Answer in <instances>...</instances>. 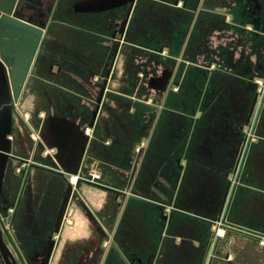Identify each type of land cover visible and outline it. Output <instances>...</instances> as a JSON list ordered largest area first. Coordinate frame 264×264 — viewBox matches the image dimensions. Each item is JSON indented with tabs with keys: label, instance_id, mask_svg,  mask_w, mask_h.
Returning a JSON list of instances; mask_svg holds the SVG:
<instances>
[{
	"label": "crops",
	"instance_id": "obj_1",
	"mask_svg": "<svg viewBox=\"0 0 264 264\" xmlns=\"http://www.w3.org/2000/svg\"><path fill=\"white\" fill-rule=\"evenodd\" d=\"M102 1L58 0L38 59L43 50L45 60L53 58L52 52L61 58V53L68 56L76 49L73 42L69 44L70 26L86 33L88 42L97 43L98 33L108 31L115 19L105 11H74ZM7 7V2L0 0V9ZM122 11L120 7L114 12ZM60 29L66 32L62 34ZM72 35L77 42L80 34ZM140 36L144 45L139 43ZM124 40L93 127L89 124L95 107L91 111V136L72 120L86 115L79 107L82 99L57 92L53 87L57 82L40 77L43 69L36 71L38 59L24 82L19 104L11 114L7 136L10 157L0 165V205L7 203L12 208L10 227L25 260L34 264L44 257L52 234L54 245L48 264H79L84 256L94 255L102 234L88 210L109 233L112 243L99 256L101 264H232L236 262L234 252L239 256L242 248L233 251L227 246L233 245V227L241 224L258 233L239 234L253 242L250 250L264 264V101L261 110L257 108L254 135L246 146L242 135L256 99L252 80L264 77V0H139L133 6ZM88 48V43L86 47L82 44L80 50L87 53ZM124 49L128 50L125 56L132 50L159 55L165 69L160 81L150 77L152 88L156 86L151 93L123 92L122 85L138 86L143 78L122 71L120 91L109 93ZM101 53H95L97 62L103 57ZM130 66L127 58L122 69L127 71ZM63 68L56 64L55 73L59 82L67 83L66 77H60ZM49 69L53 70L52 65ZM38 79L46 82L44 87ZM128 105L135 107L129 112L135 113V125L131 120L123 123L117 110ZM38 113L46 117V123L38 128L31 125L30 138L26 126ZM83 136L88 142L78 177L85 178L95 170L102 186L118 193L78 183L71 198L76 194L84 203L70 198L58 227L66 194L60 174L67 179L77 177L69 173L78 163ZM102 138L109 140L102 142ZM244 153L236 184V170ZM133 165H138L137 170L131 171ZM169 173H178L191 185L214 183L193 186L192 195L176 207L163 200L161 194L167 189H161L159 197L146 193L148 186L155 185L157 175ZM222 219L226 224L218 228L224 236L212 252L217 239L215 224ZM175 220L177 224H173ZM190 222L209 223L208 230L201 234L197 224Z\"/></svg>",
	"mask_w": 264,
	"mask_h": 264
},
{
	"label": "rangeland",
	"instance_id": "obj_2",
	"mask_svg": "<svg viewBox=\"0 0 264 264\" xmlns=\"http://www.w3.org/2000/svg\"><path fill=\"white\" fill-rule=\"evenodd\" d=\"M110 18H112V17H110ZM122 20H123V11H122V13H120V20L119 21L115 19V22L110 23V28L108 29V31H104L103 33H98L99 37H96L98 40L97 43L91 42V40H89V42H88L86 33L82 32L79 28L75 29L74 26L73 27L70 26L69 29L67 28L68 30L72 31L71 35L68 36V40H70L69 44H71L73 42L74 46L72 48H76V49H72L73 52H71L70 55H68V56H64L65 52L61 53L62 55L61 54L60 55L62 57H64L65 59H63L62 57L57 58V54L55 52H52L53 58L46 57L45 60L42 57V55L46 54V53H44V50H43L42 55L39 57V59L37 61L38 67L36 68V71L40 70L39 67H42L43 72L41 71L40 77L47 79V80H52V81L57 82V85L53 86L56 88L57 92L67 93L69 95H73L74 97L76 96L77 99L78 98L82 99V100H80L81 103L79 104L80 105L79 107L82 108L83 112L85 110L86 115H85V117L83 116L84 117L83 119L80 115H79V117L73 116L74 118H72V120L75 121V125L78 126L80 129H82V128L87 129L88 134L90 136L93 134V132H92L93 130L88 127V122L91 119V111L95 107V99L97 97L98 91H99L100 86H101L103 79L105 77V73H106V71L110 65L111 60H112L110 58V56H111V53L113 50V45H112V42L110 39V34H111L113 29H116L119 25L122 24ZM109 21L111 22L112 20L110 19ZM132 30H133V32H135L134 27L132 28ZM27 31L28 30H26V32ZM26 32H25L24 38L19 37L18 40H17V37L16 38H10L9 43H8V51L5 50L3 53V57L6 58V60L8 61L9 71L12 69L11 67L18 61L24 65H25V63L29 62L30 53L32 51V47L34 46V42H35V36H33L31 33L27 34ZM60 32L62 34H64V32H66V31L63 29H60ZM72 34H80V38H78L77 39L78 41L75 43H74ZM64 38L65 37H63V39ZM19 40H24V47L23 48L17 46V43L19 42ZM139 41H140L139 43L141 45H144L143 43L145 42V40H144L143 36H140ZM85 43L89 44L88 52L82 53L80 50V47L82 44L84 47H86ZM125 48H128V47H125ZM58 49L60 50V48H58ZM97 50L102 51L101 54H103L102 59L99 60L98 62H97L96 57H95V53ZM126 53L128 54V50L125 51V49H124V51L119 56V61H118L117 67L115 68V70L112 74L115 78H114V80H112V83L109 87V93H112L115 91H120V88H119L120 83H121L120 82V74H122V72L124 74H126V72H127V74L133 78H143V81H140V85H138V86H133V85H129V84L128 85L127 84L122 85L121 87L124 90L123 92H133V93H137V95H140V96H145V94L151 93L152 89L156 88V86H154L152 88L153 85L150 82V77H154L158 81H160V79H162V77H163V73H164L163 71L165 69V68L163 69L159 55L158 54H149V53L144 52L142 50H132L129 54L130 56L129 55L125 56ZM18 56H19V58H18ZM47 56H49V53H47ZM127 58L128 59L130 58L131 66H130V68L127 69V71L126 70L124 71L122 69V63ZM89 59H90V61H89ZM13 60L15 63L12 64ZM43 60H44V63H42ZM57 61H59V62H57ZM87 61H88V63L85 67V64ZM56 64H61L64 66L62 73L60 74V77H66L67 83L58 81V78H59L58 73H55ZM51 65L53 67V70L49 69V66H51ZM167 69H168V67H167ZM263 80H264V77L263 78L258 77V78H254L252 80V85H253L252 89H253L254 95H256L255 96L256 102L253 106L252 111L250 112L248 121L245 122L243 127H242L243 139H246L245 146L247 145V143L249 141V137L251 136V133H252L251 130H252V127H253L254 122L256 120L255 115H256L258 105H259L261 93L263 91ZM38 82L41 84L40 85L41 87H44V83H46V82H44L43 79H38ZM137 82H139V81H137ZM157 89H158V91H161V88L158 86H157ZM17 101L14 102L16 104L15 107L18 106V104H19V102L17 103ZM109 102L111 104V98H110V101H108V103ZM62 104H64V102H62ZM132 104L133 103H131L130 105H132ZM130 105L123 106V107L117 106L118 108L117 107L116 108H117V110H119V115H121V121L123 123H126L129 120H131V121H133L131 125H135L136 124V122H134L135 113H133L132 115L129 113L131 109L135 111V107L132 108ZM136 106H138L137 108L141 107V105L139 103L136 104ZM62 108H63V106H62ZM143 108H145V107H143ZM14 109H16V108H14ZM45 119H46V117H42L39 113L34 114L33 116H31L29 118L30 123L27 124L26 129L29 133L30 138L32 137V132H31L32 130L30 129L31 125L34 128H38L39 126H42L43 123H46ZM253 135H254V133H252V136ZM94 137H95V135H94ZM101 140H102V142H104V141L109 140V139L102 138ZM27 158L30 159L29 157H26L24 159L26 160ZM28 161H30V160H28ZM47 161H49V160L47 159ZM47 163L48 162H46L45 164L48 165ZM158 164H160V163L158 162L157 165ZM137 167H138V165H133L131 171L137 170ZM72 178H74V177H72ZM72 178H70L71 181H73ZM85 178L88 179L89 174ZM155 178H156L155 185L152 184L151 186H148L146 193H148L151 197H159V195L161 193L158 194V192H160L161 189H163V190L167 189L166 191L162 192L161 196L163 197V200L165 199L167 202L175 205L176 207H179L181 205L183 198H186L187 196L192 195L191 192H192V190H194L193 186H195V187L196 186H202L203 187V186L213 185V183H214V181L213 182L198 181V182L192 183V185H191V183L186 180L187 178L183 180L182 178L178 177V173H174V174L169 173L168 176H161V177H159L157 175ZM231 181H233V180H231ZM187 187L189 188L188 190H187ZM184 189H186V191H184ZM227 201H228V199H227ZM187 204L188 203H184V205H187ZM190 207H192V205H190ZM0 211L2 212V214L4 216V221H6V222L10 221L11 222L12 208L11 207L9 208V204L5 203L3 205H0ZM66 213H67V209L65 207L64 215ZM173 214L175 217V213H173ZM67 220L70 222L72 221L71 217L69 215L67 217ZM177 220H180V219L178 218ZM177 220H175V222L173 224H177ZM181 221L183 224H188L187 221H183L182 219H181ZM88 223L93 224L90 220H88ZM68 224H70V223H68ZM189 224H197V226L201 230L200 232H202L201 234H204V232H206L208 230V226H209V223L206 224V223H201V222H199V223L198 222H196V223L190 222ZM237 227L242 228L244 230H247L252 234H254V233L258 234L257 232H254V230H251L249 228H244V224L237 225ZM197 232H199L198 228H197ZM231 233H232V236L230 238L233 241V245H228L227 247L233 251L236 250L237 247H239V246H241V248H242V252L238 253L239 256L236 255L234 252V255L236 256V262H234L232 264H237V261H238V264H262L261 263L262 261H259L256 258L257 253L250 250V247L253 245V242L245 241L244 237L242 238V235H240V234H247V233H240V232H237L235 230H232ZM235 234H239V235L237 236ZM252 234H250V236ZM178 235H180L182 237L186 236L183 233H178ZM247 235H249V234H247ZM45 246L47 248V246H49V243L47 242ZM41 258L42 257L40 256L38 258V260L36 262L33 261V263L39 264L40 261L42 260Z\"/></svg>",
	"mask_w": 264,
	"mask_h": 264
},
{
	"label": "water",
	"instance_id": "obj_3",
	"mask_svg": "<svg viewBox=\"0 0 264 264\" xmlns=\"http://www.w3.org/2000/svg\"><path fill=\"white\" fill-rule=\"evenodd\" d=\"M5 1L7 2L8 7L0 9V71H2V72L4 71L3 66L8 68L7 74H8V78H9V84H6V82H5V84L0 82L1 83L0 84V108H1V110H0V165H3L4 161L10 157V155L8 153L7 136L10 133L11 109L14 105L11 103V96H12L13 102H16L18 100V97L20 95V92L22 90L24 82H25L26 77L28 75V72L30 70L33 57L36 53V50L40 44V41H41L42 35H43V29L42 28L30 27V26L24 24L23 22L16 20L13 17V8H14L13 3H15L16 0H5ZM26 30H28V31L26 32ZM25 32L27 34L31 33L33 36H35V42H34V46L32 47V51L30 53L29 62L25 63V65H24L18 61L11 67L12 69L9 71L8 64L6 62H4V60H3V53L5 50L8 51V43H9L10 38H16L17 37V40L19 39V37L24 38ZM122 32H123V30H121V33ZM17 46L23 48L24 47V40H19V42L17 43ZM110 70H108V72L106 73V80L104 81V83L101 87V90H100V94H99V96L95 102V110L92 114V120L89 124V127H93V125H94L97 113H98L100 105L102 103V98H103V95H104V92L106 89L107 78L110 75ZM16 78L18 79V81H16ZM15 84H16V95H14V90H13V86H15ZM87 142H88V137L83 136V144H82L80 154L78 157V163H77L76 167L74 168V170L69 173V175H71V176H77L78 175L79 164H80V162L84 156ZM248 142H250V140ZM245 155H246V153L243 154L242 159L239 161L240 162L239 168L236 170L237 171V173H236V177H237L236 178V184L239 181V177H240V173H241L242 166L244 163ZM20 161L24 162V160H20ZM60 175L63 177V179L66 183V194H65V198H64V202H63V208H62V211H61L60 216H59L58 227L60 225V222L62 221V217L64 215L65 207L68 204L69 198H70V196L72 194V190H73L72 184L69 182V180L67 178H65L63 174H60ZM236 184H234V186H233L232 194L236 188ZM93 185L98 187V188H103V189H107V190L116 192L115 190L104 187L102 185H95V184H93ZM87 212L90 215V217L93 216L90 213V211L87 210ZM1 214L2 213L0 212V230L5 235V237L8 241V244L12 249V252H10L6 243L3 241V239L0 236V261L2 262V264H28L27 261L25 260L24 256H23V254L21 253V251L10 240V238L8 236V232L5 229L4 224L2 222ZM219 221H221L222 224L225 223L224 219L218 220V222ZM214 222H216V221H214ZM233 229L237 232H240V233L252 234L249 231L244 230V229L239 228V227H233ZM54 232L56 233L57 230ZM219 241H220V239L217 238L215 241L214 250H215V247L217 246ZM53 245H54V241L52 240L49 251L46 255V261L44 264H48Z\"/></svg>",
	"mask_w": 264,
	"mask_h": 264
},
{
	"label": "flooded vegetation",
	"instance_id": "obj_4",
	"mask_svg": "<svg viewBox=\"0 0 264 264\" xmlns=\"http://www.w3.org/2000/svg\"><path fill=\"white\" fill-rule=\"evenodd\" d=\"M57 1L58 0H16L15 6L13 8V17L16 20H18L20 22H23L24 24H26V25H28L30 27L42 28L43 29L42 39H41L40 44H39V46H38V48L36 50V53H35L34 57H33L32 64H31V67H30V70L28 72V75H27L26 79L31 76L32 67H33L35 61L38 59V56H39V53H40V49H41V45H42V42H43V40L45 38V33L47 32V29H48V27L50 25V22L53 20V15H54V11H55V8H56ZM137 1H139V0H103L102 2H97V3H93V4H86V5H82V6L76 7V9L74 11L75 13H83V14H86V13L93 14V13H96V12H99V11L100 12L105 11V12H108V15L112 16L113 19L118 20L120 18V14L119 13H115L114 11L119 10L120 7L123 9L122 24L119 25L116 29H113L111 34H110V39H111V42H112V45H113V50H112V53H111V56H110V58L112 60H111L110 65H109V67H108V69L106 71V73H107L108 70L111 69L110 70V75H111V72H112L113 64H114L115 59H116L117 54H118V50H119L121 44H124V42H125L124 34H125V30H126V25L128 23L130 15H131L133 6H134V4ZM121 30H123L122 33H121ZM18 58H19V56H18ZM3 60H4V62H6L8 64V61L6 60V58L3 57ZM13 63H15L14 60L12 61V64ZM3 68H4V71L3 72L0 71V82L4 83V84L6 82V84H9V78H8V74H7L8 68H6L5 66H3ZM106 73H105V77L103 79V82H102V84L100 86V89L98 91V94H97V97L95 99V102H96V100H97V98H98V96L100 94L101 87H102L104 81L106 80ZM110 75H109V77H110ZM109 77L107 78V84H108ZM106 91H107V85H106L105 92ZM263 101H264V93L261 95L260 101H259V105H258L260 110H261ZM255 102H256V99H255ZM11 103L14 104L12 109H11V114H12V111L14 110L15 105H16L13 102L12 96H11ZM0 110H1V108H0ZM255 127H256V124L253 125V127H252V130H251L252 133H254ZM252 133H251V136H252ZM77 177H74L76 179V183H74V184H73V181L71 182V180L68 179L69 182L71 184H73L72 187H73V189L75 188L74 190H76V186L80 182H84V183L90 184L92 186H94L93 184L102 185L100 180L97 183H93V182H90L86 178H79V177L77 178ZM112 192H114V191H112ZM114 193H115V195H117L118 192L116 191ZM70 198H71V196H70ZM70 198H69V200H70ZM73 198H77L82 203H84L82 198L79 197L76 194L73 195L71 200ZM1 216L4 217L3 214H1ZM62 219H63V217H62ZM91 220H92V222L94 224H96L98 226V228L101 231V234H102L101 242L99 244V247L97 248L96 253L94 255H86V256H84L82 258V261L79 262V264H101V260H100L99 256L101 255V253H103L106 250L107 245L109 247L112 246V243L110 242V235L105 230V228H103L101 223L98 222L97 219L94 216L91 217ZM2 222L4 224L5 229L8 232V236H9L10 240L18 248V246H17V244L15 242L14 236L12 234V231H11L10 221L5 222L4 219L2 218ZM220 224H222V223L220 222ZM223 224H226V222L223 223ZM0 236L3 239V241L6 243L8 249L10 250V252H12V249L9 246L5 235L3 234V232L1 230H0ZM223 236H224V234H223ZM48 239H49L48 242H49V248H50L51 241L53 240V234L50 235L48 237ZM214 244H215V242H214ZM49 248H48V251H49ZM48 251H47V253H48ZM213 251H214V246H213L212 252ZM46 255L41 258L42 260L40 261L39 264H44L45 263ZM136 263L140 264V262H138V261Z\"/></svg>",
	"mask_w": 264,
	"mask_h": 264
},
{
	"label": "built area",
	"instance_id": "obj_5",
	"mask_svg": "<svg viewBox=\"0 0 264 264\" xmlns=\"http://www.w3.org/2000/svg\"><path fill=\"white\" fill-rule=\"evenodd\" d=\"M264 93V80H263V91L261 93V95ZM88 180L90 182H93V183H97L99 180H100V175L97 171L95 170H92L90 173H89V178ZM221 224L219 222H217V224H215V238H221L223 236V233L219 230L218 227H220Z\"/></svg>",
	"mask_w": 264,
	"mask_h": 264
},
{
	"label": "bare ground",
	"instance_id": "obj_6",
	"mask_svg": "<svg viewBox=\"0 0 264 264\" xmlns=\"http://www.w3.org/2000/svg\"><path fill=\"white\" fill-rule=\"evenodd\" d=\"M16 81H18V79L16 78ZM13 90H14V95H16V84H15V86H13ZM82 161V160H81ZM80 164H81V162H80ZM80 164H79V167H80ZM78 176V175H77Z\"/></svg>",
	"mask_w": 264,
	"mask_h": 264
}]
</instances>
